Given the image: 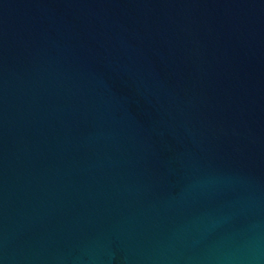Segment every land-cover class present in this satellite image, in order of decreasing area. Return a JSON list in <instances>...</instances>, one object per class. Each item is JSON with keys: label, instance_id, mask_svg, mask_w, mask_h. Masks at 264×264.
Wrapping results in <instances>:
<instances>
[{"label": "water", "instance_id": "obj_1", "mask_svg": "<svg viewBox=\"0 0 264 264\" xmlns=\"http://www.w3.org/2000/svg\"><path fill=\"white\" fill-rule=\"evenodd\" d=\"M0 264H264V0H0Z\"/></svg>", "mask_w": 264, "mask_h": 264}]
</instances>
